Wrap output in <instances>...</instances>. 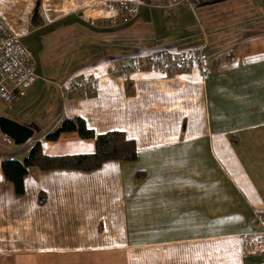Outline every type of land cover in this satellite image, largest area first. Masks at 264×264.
Wrapping results in <instances>:
<instances>
[{
	"label": "crops",
	"instance_id": "0c3cea01",
	"mask_svg": "<svg viewBox=\"0 0 264 264\" xmlns=\"http://www.w3.org/2000/svg\"><path fill=\"white\" fill-rule=\"evenodd\" d=\"M116 1L0 0L6 25L49 57L0 110L33 130L22 144L0 131V264H261L246 247L264 241V0H199L170 16L166 0H126L138 4L127 22ZM189 47H203L205 72L145 62ZM72 117L123 132L135 160L29 166L16 193L4 159L36 143L45 155L94 152L74 131L46 138Z\"/></svg>",
	"mask_w": 264,
	"mask_h": 264
},
{
	"label": "built area",
	"instance_id": "2783aa9c",
	"mask_svg": "<svg viewBox=\"0 0 264 264\" xmlns=\"http://www.w3.org/2000/svg\"><path fill=\"white\" fill-rule=\"evenodd\" d=\"M199 0H166L164 8L167 15L174 13L177 5L192 7ZM120 12V21L127 22L138 9V4L126 0L111 3ZM205 52L203 47H189L181 51L170 52L155 50L146 56L145 62L152 69L165 72L198 66L205 72ZM112 73L121 76L127 73L126 69L113 68ZM35 60L23 43L19 35L14 33L0 16V98L12 103L25 91L35 79ZM93 79L84 81H68L65 93L85 90ZM257 223L264 227V214L256 215ZM246 250L249 254L263 255L261 264H264V241H249Z\"/></svg>",
	"mask_w": 264,
	"mask_h": 264
},
{
	"label": "trees",
	"instance_id": "16d2710c",
	"mask_svg": "<svg viewBox=\"0 0 264 264\" xmlns=\"http://www.w3.org/2000/svg\"><path fill=\"white\" fill-rule=\"evenodd\" d=\"M34 21L37 20L35 10ZM77 132L82 138H93L95 150L92 153L65 155H45L36 143L21 161L4 159L1 168L4 176L10 181L16 193L24 192V175L27 167L37 166L41 169H80L92 170L108 160L132 161L136 158V147L133 139H129L121 131L113 130L95 134L88 129L80 117L64 118L55 130L48 133V140H55L63 132Z\"/></svg>",
	"mask_w": 264,
	"mask_h": 264
},
{
	"label": "water",
	"instance_id": "95a60500",
	"mask_svg": "<svg viewBox=\"0 0 264 264\" xmlns=\"http://www.w3.org/2000/svg\"><path fill=\"white\" fill-rule=\"evenodd\" d=\"M0 131L15 144H22L33 135V130L30 127L4 116H0Z\"/></svg>",
	"mask_w": 264,
	"mask_h": 264
},
{
	"label": "rangeland",
	"instance_id": "374dc122",
	"mask_svg": "<svg viewBox=\"0 0 264 264\" xmlns=\"http://www.w3.org/2000/svg\"><path fill=\"white\" fill-rule=\"evenodd\" d=\"M25 43L29 49V51L32 52L33 54V58L39 63H46V61L48 60L49 57H42V56H39L38 53V46H37V43L35 41V39L33 37H28L26 40H25ZM10 103H7V102H4L1 98H0V107L1 109L0 110H5L7 108V105H9ZM2 116V115H0Z\"/></svg>",
	"mask_w": 264,
	"mask_h": 264
}]
</instances>
